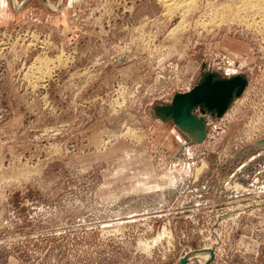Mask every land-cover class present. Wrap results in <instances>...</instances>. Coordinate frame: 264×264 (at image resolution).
Returning a JSON list of instances; mask_svg holds the SVG:
<instances>
[{"label": "rangeland", "instance_id": "rangeland-1", "mask_svg": "<svg viewBox=\"0 0 264 264\" xmlns=\"http://www.w3.org/2000/svg\"><path fill=\"white\" fill-rule=\"evenodd\" d=\"M2 1L0 264L207 246L210 264H264V27L227 0ZM206 72L247 84L191 141L156 108Z\"/></svg>", "mask_w": 264, "mask_h": 264}, {"label": "water", "instance_id": "water-1", "mask_svg": "<svg viewBox=\"0 0 264 264\" xmlns=\"http://www.w3.org/2000/svg\"><path fill=\"white\" fill-rule=\"evenodd\" d=\"M246 84L244 75L224 78L217 73L206 72L201 74L198 84L192 90L174 94L169 104L156 108V113L187 133L191 141L201 142L207 132L205 116H222L233 101L242 95ZM255 145L264 146V138L257 140ZM197 251L182 256L179 264H188L191 254ZM207 252L209 259L203 264H210L214 256L211 249Z\"/></svg>", "mask_w": 264, "mask_h": 264}, {"label": "bare ground", "instance_id": "bare-ground-1", "mask_svg": "<svg viewBox=\"0 0 264 264\" xmlns=\"http://www.w3.org/2000/svg\"><path fill=\"white\" fill-rule=\"evenodd\" d=\"M162 1L163 3V6H166V7H169V4L168 2L170 0H160ZM172 2H175L176 1L178 2L179 0H171ZM185 1V0H184ZM221 1V0H220ZM225 1V0H224ZM209 2V1H208ZM228 3H225L223 5V10L221 11L223 13L224 11V8H225V11L226 13H229L228 15H230V19L229 20H234V21H240V22H243L244 24L246 25H250L249 23L251 24H255L257 26L255 27H264V0H227ZM2 7L5 5V2L2 1L0 2ZM224 3V2H223ZM161 4V3H160ZM0 5V6H1ZM179 5V4H177ZM186 5V4H185ZM182 6V5H181ZM165 7V8H166ZM208 7V6H207ZM180 8V7H179ZM216 8V6H215ZM182 9V8H181ZM204 9V8H203ZM210 9V8H209ZM221 9V8H220ZM167 10V9H166ZM216 11V10H215ZM182 12V11H181ZM210 12V11H209ZM219 12V11H218ZM171 13V10L170 12ZM183 13V12H182ZM217 13V11H216ZM213 14V13H212ZM242 14V15H241ZM214 15V14H213ZM223 15V14H222ZM181 16H183V14H181ZM180 16V17H181ZM221 16V15H220ZM219 16V17H220ZM227 17V18H228ZM169 18V17H168ZM183 18V17H181ZM210 18V17H209ZM223 18V17H222ZM224 18H225V15H224ZM220 19V18H219ZM215 20V19H214ZM183 21V20H182ZM210 21V20H209ZM181 22V20H180ZM220 22V21H219ZM239 22V23H240ZM248 23V24H247ZM177 25V24H176ZM175 25V26H176ZM181 25H182V22H181ZM210 25V24H209ZM180 26V25H179ZM254 26V25H253ZM245 27V26H244ZM184 28V27H183ZM250 29V28H248ZM261 29V28H260ZM173 30V29H172ZM176 30V29H175ZM178 30V29H177ZM182 30V29H181ZM264 30V28H263ZM180 31V30H179ZM258 31V30H257ZM255 32V31H254ZM59 58V57H58ZM57 58V59H58ZM56 59V61H57ZM50 60V59H49ZM48 60V61H49ZM55 60V59H54ZM63 61V59H61ZM47 61V62H48ZM52 61V60H51ZM58 62V61H57ZM61 63V62H60ZM64 63V62H63ZM58 64V63H57ZM34 70V69H33ZM37 73V71H36ZM33 77V76H32ZM160 77V76H159ZM35 79V78H34ZM126 91V90H125ZM218 247V246H217ZM210 247H205L204 249H200L198 250L197 252L195 253H192L189 260H191L193 257H196L197 259H200L201 260V264H203L207 259H209V253L207 252V250H209ZM181 258V257H180ZM179 258V259H180ZM175 264H179V260L175 263Z\"/></svg>", "mask_w": 264, "mask_h": 264}, {"label": "flooded vegetation", "instance_id": "flooded-vegetation-1", "mask_svg": "<svg viewBox=\"0 0 264 264\" xmlns=\"http://www.w3.org/2000/svg\"><path fill=\"white\" fill-rule=\"evenodd\" d=\"M233 76H235V75H233ZM198 81H199V80H198ZM198 81H197V83H195V84H192V85H188V86H186L185 89H181L179 92H175L174 94H177V93H186V92L192 90V89L198 84ZM197 114L200 115L198 112H197ZM214 118H216V117H211V116H209V115H208V116H205V119H206V125H207V132H206V135H207V133H208V126H209L208 121L211 120V119H214ZM206 135H205V137H206ZM205 137H204V139H205Z\"/></svg>", "mask_w": 264, "mask_h": 264}]
</instances>
